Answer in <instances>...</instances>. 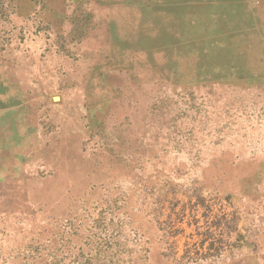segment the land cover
<instances>
[{
    "label": "rangeland",
    "instance_id": "obj_1",
    "mask_svg": "<svg viewBox=\"0 0 264 264\" xmlns=\"http://www.w3.org/2000/svg\"><path fill=\"white\" fill-rule=\"evenodd\" d=\"M0 264H264V0H0Z\"/></svg>",
    "mask_w": 264,
    "mask_h": 264
},
{
    "label": "bare ground",
    "instance_id": "obj_2",
    "mask_svg": "<svg viewBox=\"0 0 264 264\" xmlns=\"http://www.w3.org/2000/svg\"><path fill=\"white\" fill-rule=\"evenodd\" d=\"M236 2V1H235ZM234 2L226 3V4H211L209 6H194L192 8H188V20L186 23H188L192 18H196V20H200L203 23L210 24L211 23V17H219L220 13H224L225 9L228 7L233 8ZM235 13V12H234ZM212 15V16H210ZM234 15V14H233ZM227 16V15H226ZM225 17V16H224ZM235 17V16H234ZM213 19V18H212ZM235 20V19H234ZM230 21V20H229ZM186 23L181 26L177 18H175V30H174V36L176 37L178 34L184 33L186 31ZM199 23V22H198ZM216 24L220 22H216ZM199 25V24H198ZM213 26V25H212ZM217 26V25H216ZM197 29V28H196ZM198 30V29H197ZM199 31V30H198ZM219 33V32H218ZM189 34V33H188ZM182 35V34H181ZM218 49V48H217ZM206 50V49H205ZM197 51V50H196ZM194 56V55H193ZM252 77V76H251Z\"/></svg>",
    "mask_w": 264,
    "mask_h": 264
}]
</instances>
